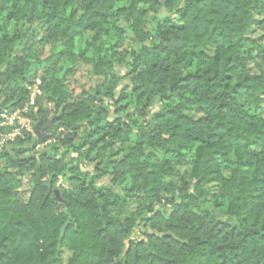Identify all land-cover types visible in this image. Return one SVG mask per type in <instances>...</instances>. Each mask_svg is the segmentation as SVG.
Returning <instances> with one entry per match:
<instances>
[{
    "label": "trees",
    "instance_id": "obj_1",
    "mask_svg": "<svg viewBox=\"0 0 264 264\" xmlns=\"http://www.w3.org/2000/svg\"><path fill=\"white\" fill-rule=\"evenodd\" d=\"M262 38L264 0H0V113L38 69L50 106L0 147V264H264Z\"/></svg>",
    "mask_w": 264,
    "mask_h": 264
},
{
    "label": "rangeland",
    "instance_id": "obj_2",
    "mask_svg": "<svg viewBox=\"0 0 264 264\" xmlns=\"http://www.w3.org/2000/svg\"><path fill=\"white\" fill-rule=\"evenodd\" d=\"M33 29H36V27H33L30 31L32 32ZM249 34L255 38L261 36V32L257 31L256 27H253L252 29H250ZM37 39H39L38 34L36 35L34 40H37ZM262 40H264V39L262 38ZM61 49H62V47H61V44H59V43H56L54 45H50V46H47L44 48H41L40 46H38L37 47V53H38L40 59L44 60L48 56H50L52 54V52H57ZM61 67H62V65L59 64L56 71L57 72L60 71ZM42 73H43V70L38 69L36 74L30 76L31 79L29 80L28 83L25 84L26 89L30 93V95H29L30 101L33 100L32 101L33 104H30V102H28V101L24 104L23 108L25 109V112L22 113L21 116H19L20 118L15 123V126L19 127V129H18L19 134H20L21 130H26V129H30V131L33 132L32 121L28 117L30 115V113L37 111L40 106H43L44 108H50V106L45 102L42 90H41V95H37V93L35 92L36 80H38V79L41 80L40 76L42 75ZM101 83H102V79H100V78L95 79L92 77V75L90 73L89 66L81 65V64H79L75 67L74 75L67 78V85H68L69 91H70V93H72V95L74 97L81 96V94L84 91H89L91 88H95L96 85H100ZM41 85H42V82H41ZM6 111L9 112V110H6ZM19 124L21 126H23L24 128L19 126ZM18 133H16V134H18ZM45 134L47 136V133H45ZM34 135L36 136L35 130H34ZM188 174H189V168L187 166H182L179 169H177L175 178L179 179L181 176L189 178ZM19 179H20V187L18 190L19 195H20L21 199L23 201H25L28 197L29 186L27 183V179L24 176L19 177ZM101 182L107 183L106 180H103ZM212 191H213V188H210V192H212ZM55 193L58 196V191H55ZM132 237L134 239L142 238L141 230H136L134 232V234L132 235ZM68 256H69V252L67 250L63 251V253L61 255L62 264L66 263Z\"/></svg>",
    "mask_w": 264,
    "mask_h": 264
},
{
    "label": "built area",
    "instance_id": "obj_3",
    "mask_svg": "<svg viewBox=\"0 0 264 264\" xmlns=\"http://www.w3.org/2000/svg\"><path fill=\"white\" fill-rule=\"evenodd\" d=\"M35 92L37 93V95H41V80H36L35 83ZM30 95V93H29ZM33 100L30 101V98L28 97V102H30V104H33L32 102ZM25 112V109L22 108L21 110H16V111H4L0 113V128L2 127H15V129L10 132L7 136H5L1 142H0V147L7 141H12L15 136L19 135L18 133V129L19 127L15 126L16 121L20 118L19 116L22 115V113ZM19 126H21L19 124ZM22 128H24L23 126H21ZM27 128V127H26ZM25 128V129H26ZM26 131L30 132V129H26ZM18 133V134H16Z\"/></svg>",
    "mask_w": 264,
    "mask_h": 264
},
{
    "label": "water",
    "instance_id": "obj_4",
    "mask_svg": "<svg viewBox=\"0 0 264 264\" xmlns=\"http://www.w3.org/2000/svg\"><path fill=\"white\" fill-rule=\"evenodd\" d=\"M35 133H36V137H37L38 143H42V142L45 141V139H46L47 136H46L43 128H40L38 125H36L35 126ZM66 225L61 229V232L64 231Z\"/></svg>",
    "mask_w": 264,
    "mask_h": 264
}]
</instances>
